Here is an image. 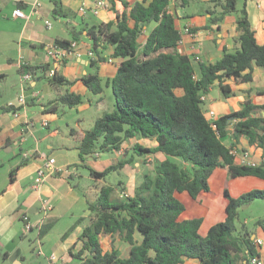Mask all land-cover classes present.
<instances>
[{"label":"trees","instance_id":"trees-1","mask_svg":"<svg viewBox=\"0 0 264 264\" xmlns=\"http://www.w3.org/2000/svg\"><path fill=\"white\" fill-rule=\"evenodd\" d=\"M169 1L150 0L147 4L136 1L131 6L122 1L124 8L121 14L115 12L116 20L85 29L95 52L103 44L111 45L113 56L121 61L111 80L113 109L104 111L90 129L71 131L78 149L77 166L89 170L95 189L94 199L87 200L89 215L78 237L81 247L73 254L79 264H181L185 258H196L198 264H249L250 257L259 256L260 245L255 243L253 232L243 223L239 229L236 221L241 205L254 199L264 200V189L253 188L237 197L225 189L226 216L210 226L205 235L199 233L202 217L182 218L186 207L175 195L182 191L193 198L208 195L209 178L218 168H226L228 180L245 176L264 180V163L255 167L241 165L230 153L236 143L226 146L222 142L229 125L236 121L233 137L238 140L245 136L248 150L254 153L260 149V156H264V116L255 115L264 110V104L246 101L241 109L217 118L213 126L204 114V102L200 99L215 81L223 97L234 94L223 83L226 79L235 84L251 82L253 67L264 68V44L256 41L246 0L240 8L237 0H209L212 7L207 10L209 23L235 14L237 47L234 51L225 49L214 62L196 60L176 48L181 30L176 26L175 14L169 10ZM177 1V6L186 7L192 0ZM54 11H60L56 2ZM151 22L155 25L145 43L139 46L138 36ZM70 33L76 39L81 32L71 29ZM71 42L56 40L64 47ZM37 69L44 74L48 67L22 66L18 72L35 74ZM47 79L53 86L71 83L57 72ZM83 82L95 94L102 91L100 79L95 75L85 76ZM255 92L262 94L264 89ZM57 101L73 107L82 101V96L65 92ZM12 108L7 106L5 110ZM133 137L154 138L156 145L143 148L136 143L132 155L127 157L125 150L116 163L101 170L86 163L97 153L119 150L124 140ZM157 152L164 159L155 160L152 168L146 169L133 194L123 199L113 198L114 190L124 187L118 182L116 186L106 183V177L131 164L134 155L145 158ZM17 168L10 170V182L14 181ZM83 219L78 218L64 235ZM262 221L259 219L256 225H262ZM49 226L41 227V235ZM136 234L140 240L135 238ZM100 235L117 236L129 243V255L121 257L114 246L103 250ZM3 257L6 259L8 253L4 252Z\"/></svg>","mask_w":264,"mask_h":264},{"label":"crops","instance_id":"crops-1","mask_svg":"<svg viewBox=\"0 0 264 264\" xmlns=\"http://www.w3.org/2000/svg\"><path fill=\"white\" fill-rule=\"evenodd\" d=\"M95 1L0 0V147L8 146V150H11L14 145H25L30 141L29 150L24 151L28 157L24 158L22 154L21 161L25 163L20 164V161L12 165V168L18 166L14 181H9L4 187H0V249L8 253L7 258L12 254L15 255L13 261L11 260L14 264H23L27 250L22 251L19 247L24 242L21 238L27 233L32 234L33 230H35L33 237L37 246L38 264H79V260L74 258L73 254L81 247L78 237L89 215L87 200L94 199L95 189L92 177L87 176L79 169L80 166H77L80 164L78 149L75 147L76 141L71 131L76 129L83 132L90 129L96 118L104 111L113 108L111 80L121 61L120 58L113 56L111 45L103 44L95 52L85 29L116 20L115 12L121 14L124 8L122 1H126L131 6L136 1L147 4L150 0H114L113 2L106 0L107 7L94 13L92 10ZM205 1L209 2V0ZM55 2L58 3L60 10L58 13L54 11ZM82 4L85 7L84 12L79 11ZM177 4V0H170L168 5L169 10L175 14L177 28L182 31L184 27H190L193 32V35L182 33V42L176 47L179 52L192 56L196 54L200 61L214 62L222 56L225 49L228 51L236 49L238 32L234 14L225 15L217 23H209L210 15L207 10L212 9L211 5L205 12L195 16L184 13L185 7ZM15 8H20L24 12V17H14L12 11ZM246 10L251 27L255 31L256 41L262 45L264 44V0H246ZM46 20L50 22V27L45 23ZM132 24L131 21L130 25ZM154 25L155 23L151 22L144 26L137 39L139 46L145 43L147 34ZM71 29L81 32L78 38L72 39ZM59 39L74 40L78 46L72 55L55 65L46 48L51 44H57L56 40ZM89 51L93 56L88 54ZM109 58L112 61H108ZM22 66H47L48 70L44 74L40 69H37L35 74L28 71L19 73L18 70ZM51 68L54 69V73H60L71 83L51 85L47 79L50 77L48 71ZM27 73L30 74V79L24 80L23 74ZM87 75H95L100 79L102 85L100 93H93L84 84L83 78ZM7 81L11 83L6 85ZM223 83L228 84L234 94L223 97L215 81L210 86L209 92L204 95L203 111L207 118L210 110L215 113L217 119L241 109L246 101L264 104V93L255 92V89H264L263 67L256 65L253 67L251 82L235 84L231 79H226ZM248 90L251 92H246ZM65 92L82 96V101L73 107L59 103L58 96ZM20 95L25 96L24 105H19ZM7 106H12L17 114H12L10 109L5 110ZM259 115L264 116V110L259 112ZM235 122L232 121L229 125L228 133L222 138V142L226 146H231L235 142L238 149H249L245 136L239 137L238 140L233 137ZM136 143L143 148L154 147L156 140L143 137L126 139L119 150L97 153L88 158L86 163L101 170L116 163L124 156L125 150L127 157L132 155ZM110 153L113 156L108 155ZM252 154L259 156L260 149ZM44 156L54 158L53 167L35 189L33 179L37 169L44 163ZM164 157L160 152L150 153L145 158L134 155L132 163L118 171V174L125 178L120 177L121 179L118 180L124 189L120 187L115 189L118 192L117 198L122 197V193L132 195L135 186L143 178L144 170H150L155 160H162ZM221 169L226 172V168ZM227 182L223 185L222 196L218 200L210 193L195 198L186 191L175 195L186 207L182 218L202 217L199 228V233L202 235L206 234L210 226L224 220L225 189L233 197L253 188L264 189V180L256 176L234 178ZM44 199L51 204V209L47 212L43 210ZM24 216H27L31 224L30 230L24 228L22 222ZM82 217L83 221L68 235H64L73 223ZM45 224H50L49 229L41 235L40 229ZM252 237L263 240V244L257 247V250L264 261L263 223L255 226ZM135 238L140 240V235L136 234ZM100 241L103 250H111L114 246L121 257L129 255L130 244L117 236L113 238L100 235ZM198 262L196 258H185L181 264H198Z\"/></svg>","mask_w":264,"mask_h":264},{"label":"rangeland","instance_id":"rangeland-1","mask_svg":"<svg viewBox=\"0 0 264 264\" xmlns=\"http://www.w3.org/2000/svg\"><path fill=\"white\" fill-rule=\"evenodd\" d=\"M242 1L243 0H237V7L240 8L242 6ZM208 1L205 0H193L190 2V4L183 9V12L188 14V15H195L198 16L202 12H205L207 7L210 5ZM235 15V14H234ZM11 82L7 81L6 85H9ZM15 83V82H14ZM13 83V84H14ZM204 107V105H203ZM113 108H111L112 110ZM39 127L42 129H45L44 126L38 124ZM29 143H26L25 145H19V146H13L11 150H8L7 147H0V187H4L8 182H9V172L10 169L12 168V165L15 162H20L22 160V154L24 153L25 150H29ZM110 156H113L112 153L108 154ZM175 160H178L175 158ZM112 162V160H111ZM151 167V166H150ZM152 168V167H151ZM80 170H83L87 176H90L89 170L85 167L79 168ZM146 171V169L144 170ZM91 177V176H90ZM125 178L123 175H119L118 171L111 172L107 177H106V183L112 184L113 186H116V183L118 182L119 179ZM226 172L218 168L215 170V173L211 175V191L210 195L218 200L220 196H222V187L224 184H226L227 180L226 179ZM228 183V182H227ZM84 184L86 182L84 181ZM209 195V196H210ZM118 192L115 190L112 194L113 198H117ZM124 197H118V199H123ZM238 219L236 221V224L239 225L238 228L240 229V224L246 225V229L249 232H253L256 226V222L259 219H263L262 223L264 224V200L262 199H254L249 203L243 204L240 206L238 210ZM35 230L32 231L31 233H27L25 237L21 238L24 240L23 244H21L19 247L22 248V251L24 249L27 250L26 254H24L23 258V264H38L37 263V246L36 243L34 244V235H35ZM34 233V234H33ZM30 246V249H29ZM4 250L0 249V264H14L9 258H4L3 257V252ZM35 261V262H34Z\"/></svg>","mask_w":264,"mask_h":264},{"label":"built area","instance_id":"built-area-1","mask_svg":"<svg viewBox=\"0 0 264 264\" xmlns=\"http://www.w3.org/2000/svg\"><path fill=\"white\" fill-rule=\"evenodd\" d=\"M107 1L106 0H96L95 1V6L93 7V12L97 13L99 9L101 8H106L107 7ZM84 5L82 4L79 7V11L80 12H84ZM12 15L14 17H24V12L20 9V8H15L12 11ZM45 23L47 24L48 27H50V22L48 20L45 21ZM182 33H188L193 35V32L190 30V27H184L183 30L181 31V38L178 41V44L182 42ZM78 44L76 41H72L71 44L67 47L64 46H60L58 44H51L49 46H47L46 48V52L47 54L53 59L55 65H57L58 63L62 62L63 60H65L67 57H69L70 55H72L76 48H77ZM88 54L90 56H93V53L91 51L88 52ZM196 60H200L198 55H194ZM108 61H112L111 58L108 59ZM49 75L52 76L54 74V69H50L49 71ZM23 79L24 80H29L30 79V74H23ZM34 95V94H31ZM200 99L203 101L204 100V95H201ZM18 102L19 105H24L26 102L25 96L20 95L18 97ZM10 112L14 115L17 114L16 110H10ZM209 115V120L210 122H215L216 118H215V113L213 111H209L208 113ZM46 124V122H45ZM213 124V123H212ZM214 126V124H213ZM230 153L232 155L235 156L236 162L241 164V165H246V166H251V167H255L261 163H264V156H254L251 151H249L248 149L240 151L236 146H233L230 148ZM23 157L26 158L28 157V154L26 152L23 153ZM44 163L42 164L41 167H39L36 171L35 177L33 179V188H37L43 181L45 175L52 169L53 167V163H54V158L53 157H47L44 156ZM122 197H127V194L122 193ZM51 209V204H49V202L47 200H43V210L45 212L49 211ZM22 222L24 224V228L25 230H30L31 229V224L28 222V218L27 216H24L22 219ZM255 243L258 245H262L263 244V240L261 238H256ZM249 264H264L263 259L260 256H252L249 259Z\"/></svg>","mask_w":264,"mask_h":264},{"label":"water","instance_id":"water-1","mask_svg":"<svg viewBox=\"0 0 264 264\" xmlns=\"http://www.w3.org/2000/svg\"><path fill=\"white\" fill-rule=\"evenodd\" d=\"M255 115H259V113H256ZM15 257L14 254H12L11 256H9V259L13 261V258Z\"/></svg>","mask_w":264,"mask_h":264}]
</instances>
